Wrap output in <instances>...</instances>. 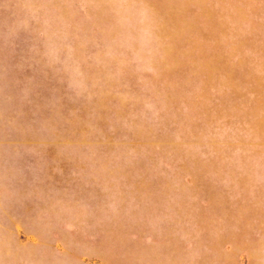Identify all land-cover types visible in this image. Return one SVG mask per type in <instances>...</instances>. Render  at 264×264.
Wrapping results in <instances>:
<instances>
[{
	"label": "rangeland",
	"instance_id": "obj_1",
	"mask_svg": "<svg viewBox=\"0 0 264 264\" xmlns=\"http://www.w3.org/2000/svg\"><path fill=\"white\" fill-rule=\"evenodd\" d=\"M0 264H264V0H0Z\"/></svg>",
	"mask_w": 264,
	"mask_h": 264
}]
</instances>
